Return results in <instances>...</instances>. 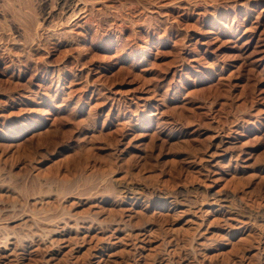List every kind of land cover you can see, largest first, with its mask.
I'll return each mask as SVG.
<instances>
[{
	"label": "rangeland",
	"instance_id": "obj_1",
	"mask_svg": "<svg viewBox=\"0 0 264 264\" xmlns=\"http://www.w3.org/2000/svg\"><path fill=\"white\" fill-rule=\"evenodd\" d=\"M263 216L264 0H0V264H259Z\"/></svg>",
	"mask_w": 264,
	"mask_h": 264
},
{
	"label": "bare ground",
	"instance_id": "obj_2",
	"mask_svg": "<svg viewBox=\"0 0 264 264\" xmlns=\"http://www.w3.org/2000/svg\"><path fill=\"white\" fill-rule=\"evenodd\" d=\"M79 11H81V10H79ZM75 16H76V15H75ZM75 18H76V17H75ZM147 196H148V195H147ZM220 200H221V199H220ZM224 200H225V199H224ZM134 201H135V200H134ZM221 201H222V200H221ZM215 202H217V201H215ZM222 202H223V201H222ZM171 204H172V203H171ZM216 204H217V203H216ZM226 208H227V209H230V211L233 210V209L231 210V208H229V207H226ZM233 208H234V207H233ZM128 209H129V208H128ZM124 210H125V209H123V211H124ZM129 210H130V209H129ZM125 211H126V210H125ZM173 211H174V210H173ZM225 211H226V210H225ZM225 211H224V212H225ZM228 211H229V210H228ZM235 212H236V211H235ZM128 213H129V212H128ZM230 213H231V212H230ZM233 213H234V210H233ZM246 213H247V212H246ZM228 214H229V213H228ZM127 215H128V214H127ZM225 215H226V214H225ZM128 216H129V215H128ZM128 216H127V217H128ZM256 217H257V216H256ZM256 217H255V218H256ZM131 218H132V217H131ZM235 218H236V217H235ZM259 218H263V219H264V216H263V217H259ZM231 219H232V218H231ZM231 219H230V218H227L225 222H229V220H231ZM224 220H225V219H224ZM232 220H233V219H232ZM234 220H236V219H234ZM249 220H250V219H249ZM258 220H259V219H258ZM119 221H120V220H119ZM119 221H118V223H119ZM125 221H126V220H125ZM260 221H261V220H260ZM76 222H77V221H76ZM120 222H121V221H120ZM126 222H127V221H126ZM123 223H125V222H123ZM128 223H129V222H128ZM238 223H239V222H238ZM241 223H242V222H241ZM263 223H264V221H263ZM62 224H63V223H62ZM76 224H77V223H76ZM86 224H87V223H86ZM198 224H199V223H198ZM198 224H197V225H198ZM245 224H248V222L245 223ZM245 224H244V222H243V226L241 227V230L244 232V234L248 233V232L250 231L249 229L252 228V227L248 228L249 226H248V225L246 226ZM250 224H251V223H250ZM66 225H67V224H66ZM122 225H123V224H122ZM127 225H128V224H127ZM194 225H195V224H194ZM224 225H225V224H224ZM252 225H253V224H252ZM58 226H59V225H58ZM71 226H72V225H71ZM90 226H91V225H90ZM124 226H125V225H124ZM129 226H130V225H129ZM228 226H229V224H228ZM240 226H241V225H240ZM88 227H89V226H88ZM92 227H93V226H92ZM125 227H127V226H125ZM125 227H124V228H125ZM131 227H132V226H131ZM200 227H201V226H200ZM230 227H231V226H230ZM238 227H239V226H238ZM75 228H76L75 230L78 229V227H75ZM93 228H94V227H93ZM121 228H123V227H121ZM128 228H130V227H128ZM128 228H126V229L129 230ZM193 228H194V227H193ZM51 229H52V228H51ZM58 229H59V228H58ZM61 229H62V228H60V230H59L60 232H61ZM64 229H65V228H64ZM70 229L72 230L73 228H70ZM79 229H80V228H79ZM116 229H117V228H116ZM116 229H115V231H116ZM190 229H191V228H190ZM254 229H256V228L254 227ZM45 230H47V229H45ZM62 230H63V229H62ZM71 230H70V231H71ZM84 230H85V229H84ZM88 230H89V228H88ZM90 230H91V229H90ZM112 230H114V229H112ZM117 230H118V229H117ZM38 231H41V229L38 230ZM38 231H37V232H38ZM43 231H44V230H43ZM47 231H48V230H47ZM47 231H46V232H47ZM52 231H54V230L52 229ZM56 231H57V230H55V232H56ZM59 231H57V232H59ZM80 231H81V230H80ZM251 231H252V230H251ZM261 231H262V230H261ZM50 232H51V231H50ZM50 232H49V233H50ZM60 232H59V233H60ZM63 232H64V231H63ZM100 232H101V231H100ZM42 233H43V232H42ZM53 233H54V232H53ZM53 233H52V234H53ZM61 233H62V232H61ZM113 233H115V232L113 231ZM122 233H123V232H122ZM250 233H251V232H250ZM253 233H254V232H253ZM38 234H39V233H38ZM28 235H29V234H28ZM28 235H27L26 237H28ZM34 235H35V234H34ZM41 235H42V234H41ZM41 235H39V236H41ZM47 235H48V234H47ZM61 235H63V234H61ZM77 235H78V234H77ZM111 235H112V234H111ZM111 235H110V236H111ZM133 235H134V234H133ZM137 235H138V234H137ZM248 235H249V234H248ZM248 235H247V236H248ZM251 235H252V234H250V237H251ZM253 235H254V234H253ZM50 236H51V234H50ZM52 236H53V235H52ZM66 236H67V235H66ZM69 236H70V235H69ZM141 236H142V235H141ZM36 237H37V236H36ZM47 237H48V236H47ZM47 237H46V238H47ZM79 237H80V236H79ZM83 237H84V235H83ZM85 237H86V236H85ZM85 237H84V238H85ZM87 237H88V236H87ZM93 237H95V236H92V238H93ZM248 237H249V236H248ZM257 237H258V238H257L258 241H256V240H255V241L257 242L258 247H259V246L261 245L260 243L262 242L261 237H262V239L264 240V232H263V233L261 232V235L258 233V234H257ZM18 238H19V237H18ZM40 238H41V237H40ZM46 238H45V239H46ZM70 238H71V237H69V239H70ZM72 238H73V237H72ZM75 238H76V236H75ZM75 238H74V241H75ZM80 238H82V237H80ZM80 238H79V239H80ZM89 238H91V237H89ZM109 238H110V237H109ZM137 238H138V237H137ZM174 238H175V237H174ZM252 238H253V237H252ZM255 238H256V237H255ZM255 238H254V239H255ZM9 239H10V238H9ZM15 239H16V238H15ZM19 239H20V238H19ZM19 239H17V240H19ZM23 239H24V238H23ZM45 239H44L43 241H45ZM48 239H49V238H48ZM69 239H67V240H69ZM77 239H78V237H77ZM135 239H136V238H135ZM142 239H143V238H142ZM192 239H193V237H192ZM205 239H206V238H205ZM25 240H26V239H25ZM36 240H37V239H36ZM36 240H35V241H36ZM38 240H40V239H38ZM64 240H65V238H64L62 241H64ZM85 240H86V238H85ZM2 241H3V240H1V242H2ZM31 241H32V240H31ZM47 241H48V240H47ZM50 241L52 242V239H50ZM58 241H59V239H58ZM62 241L60 240V243H62ZM70 241H71V240H70ZM82 241H84V240H82ZM82 241H79V242H82ZM89 241H90V240H89ZM91 241H92V239H91ZM91 241H90V242H91ZM107 241H108V240H107ZM137 241H138V240H137ZM250 241H251V240H250ZM252 241H253V240H252ZM252 241H251V242H252ZM3 242H4V241H3ZM3 242H2V243H3ZM26 242H27V241H26ZM26 242H25V244H26ZM68 242H69V241H68ZM108 242H109V241H108ZM135 242H136V241H135ZM135 242H134V243L132 242V244H135ZM145 242H146V241H145ZM151 242H152V241H151ZM170 242H171V240H170ZM263 242H264V241H263ZM263 242H262V243H263ZM10 243H11V242H10ZM10 243H9V244H10ZM14 243L16 244V242H14ZM32 243H33V242H32ZM43 243L45 244L46 242H43ZM43 243H42V244H43ZM53 243H54V240H53ZM53 243H51V244H53ZM60 243H59V244H60ZM63 243H66V242H63ZM70 243H71V242H70ZM75 243H76V242H75ZM4 244H5V243H4ZM6 244H7V243H6ZM21 244H22V243H21ZM34 244H35V243H34ZM56 244H58V242H56ZM90 244H91V243H90ZM143 244H144V242H143ZM251 244H253V243H251ZM251 244H249V245H251ZM263 244H264V243H263ZM11 245H12V244H11ZM17 245H19V244H18V241H17ZM23 245H24V244H23ZM54 245H55V244H54ZM54 245H53V246H54ZM2 246H3V245H2ZM2 246H1V247H2ZM5 246H7V245H5ZM26 246H27V245H26ZM36 246H37V245H36ZM38 246H39V245H38ZM53 246H52V247H53ZM65 246H66V245H65ZM168 246H169V245H168ZM170 246H171V245H170ZM174 246H175V245H174ZM7 247H8V246H7ZM30 247H31V246H30ZM32 247H33V246H32ZM34 247H35V246H34ZM45 247H46V246H45ZM54 247H55V246H54ZM62 247H63V246H62ZM62 247H61V248H62ZM251 247L253 248V246H251ZM258 247H257V248H258ZM50 248H51V246H50ZM132 248H133V247H132ZM1 249H2V248H1ZM1 249H0V250H1ZM17 249H18V247H17ZM19 249H20V248H19ZM39 249H40V247H39ZM55 249H56V248H55ZM258 249H259V248H258ZM36 250H38V248H37ZM36 250H35V251H36ZM42 250H43V249H42ZM46 250H48V249H46ZM51 250H52V248H51ZM51 250H50V251H51ZM58 250H59V249H58ZM6 251H8L9 255H7V256H9V257H10V256H13V257H14V256H16L17 253H19V252L16 251V246H14V244H13V247H12V248H10V249L8 248V250H6ZM30 251H31V250H30ZM35 251H34V252H35ZM39 251H41V250H39ZM39 251H38V252H39ZM44 251H45V250H44ZM258 251H259V253L257 252V253H258V257H259L258 262H259V264H264V248H261V249L258 250ZM16 252H17V253H16ZM38 252H37V253H38ZM169 252H170V251H169ZM174 252H175V250H174ZM32 253H33V252H32ZM37 253H36V254H37ZM45 253H47V252H45ZM66 253H67V252H66ZM72 253H73V252H72ZM135 253H136V252H135ZM20 254H21V253H20ZM30 254H31V252H30ZM30 254H29V255H30ZM69 254H70V253H69ZM168 254H169V253H168ZM168 254H167V255H168ZM255 254H256V253H255ZM21 255H22V254H21ZM32 255H33V254H32ZM49 255H50V254H49ZM133 255H135V254H133ZM256 255H257V254H256ZM25 256H27V255H25ZM110 256H111V255H110ZM244 256H245V255H244ZM1 257H3V259L6 258V257H4V256H1ZM17 257H18V256H17ZM20 257H22V256H20ZM23 257H24V256H23ZM131 257H132V256H131ZM188 257H189V256H188ZM52 258H53V256H52ZM155 258H156V257H155ZM7 259H8V258H7ZM20 259H21V258H20ZM101 259H102V258H101ZM185 259H186V258H185ZM0 260H2V259L0 258ZM9 260H10V259H9ZM31 260H32V259H31ZM47 260H48V259H47ZM49 260H50V259H49ZM55 260H57V259H55ZM102 260H103V259H102ZM154 260H155V259H154ZM162 260H163V259H162ZM2 261H3V260H2ZM13 261H14V260H13ZM18 261H19V259H18ZM18 261H17V264H20V263H18ZM159 261H160V260H159ZM192 261H193V260H192ZM192 261H191V262H192ZM8 262H11V261H8ZM22 262H23V261H22ZM99 262H100V260H99ZM101 262H102V261H101ZM101 262H100V263H101ZM157 262H158V261H157ZM0 263H1V261H0ZM161 263H163V262L161 261ZM167 263H168V262H167ZM173 263H174V262H173ZM8 264H9V263H8ZM13 264H14V263H13ZM21 264H22V263H21ZM75 264H76V263H75ZM96 264H98V262H96Z\"/></svg>",
	"mask_w": 264,
	"mask_h": 264
}]
</instances>
